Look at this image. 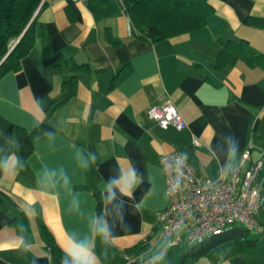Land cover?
Segmentation results:
<instances>
[{"label": "crops", "instance_id": "0c3cea01", "mask_svg": "<svg viewBox=\"0 0 264 264\" xmlns=\"http://www.w3.org/2000/svg\"><path fill=\"white\" fill-rule=\"evenodd\" d=\"M207 1L212 14L202 28L151 43L138 37L122 0H45L32 49L19 71L0 78V159H19L17 130L31 141L28 157L0 173V264H54L47 237L61 250L68 235H87V218L97 202L104 207L103 182L129 161L144 177L133 198H121L131 229L116 222L110 246L95 240L100 264H125L127 257L143 264L160 250L162 264H178L190 245L179 232L170 247L185 245L177 261L180 254L167 257L160 238L157 218L168 205L161 157L177 151L197 175L213 180L249 144L247 165L264 161V29L245 24L264 18V0ZM241 42L252 65L238 60L218 69L221 44ZM167 102L185 129L162 130L148 118L149 107ZM230 137L239 142L234 157ZM81 149L97 155L87 170L76 159ZM74 195L79 209L70 206ZM255 219L264 227V208ZM247 237L253 246L226 241L185 264H264V231Z\"/></svg>", "mask_w": 264, "mask_h": 264}, {"label": "built area", "instance_id": "2783aa9c", "mask_svg": "<svg viewBox=\"0 0 264 264\" xmlns=\"http://www.w3.org/2000/svg\"><path fill=\"white\" fill-rule=\"evenodd\" d=\"M146 114L162 130L186 128L182 116L170 102L149 107ZM192 144L200 146L197 139H192ZM250 149L249 144L236 163L225 166L219 180L197 175L177 151L161 157L168 198L167 207L157 218L162 240L175 245L182 231L191 246L224 235L235 226L264 231L255 219L264 208V161L256 160L247 165ZM177 182L180 187L173 191ZM125 264H134V260L127 257ZM143 264H150V258Z\"/></svg>", "mask_w": 264, "mask_h": 264}, {"label": "trees", "instance_id": "16d2710c", "mask_svg": "<svg viewBox=\"0 0 264 264\" xmlns=\"http://www.w3.org/2000/svg\"><path fill=\"white\" fill-rule=\"evenodd\" d=\"M122 2L138 37L151 43L198 30L212 14V8L207 0H122ZM44 6L45 0H0V78L9 72L19 71L20 61L34 45L36 19ZM245 24L264 29V18L248 17ZM253 59L254 55L246 42L222 43L217 68L222 69L238 60L252 65ZM73 82L70 81L69 86L65 88L67 93L64 99L72 94ZM16 142L17 155L19 160L23 161L31 152L30 138L21 130H17ZM101 209V203L97 202L96 214H100ZM248 233L244 227L235 226L224 235L214 236L202 244L188 247L178 264L205 256L226 241L238 242L239 249L253 246L254 243L248 240ZM98 241L100 242L99 239ZM47 247L53 263L60 264L63 253L49 236ZM235 264L242 263L236 261Z\"/></svg>", "mask_w": 264, "mask_h": 264}, {"label": "clouds", "instance_id": "9594fccd", "mask_svg": "<svg viewBox=\"0 0 264 264\" xmlns=\"http://www.w3.org/2000/svg\"><path fill=\"white\" fill-rule=\"evenodd\" d=\"M51 135V134H50ZM229 153L235 156L239 152V142L234 138H229ZM76 159L82 169L87 170L91 164H95L97 155L95 152H85L83 149L76 154ZM20 161L17 158L15 161L10 158L0 159V173H10L14 171L19 165ZM63 175V173H61ZM49 177L55 176L54 170L47 172ZM144 182V177L139 174L138 169L129 161L126 166H119L118 173L110 176L103 182L101 194L103 197L104 207L100 214L93 213L88 220V233L81 237L78 234H70L60 245L63 253L60 264H100V257L95 248V240L98 238L105 246H110L115 239L114 224L118 222L123 229L130 231L131 225L125 221L124 218V201L122 197L133 198L135 189ZM63 183L67 185L69 178L63 175ZM179 182L173 186V191L178 190ZM81 201L78 195H74L70 201V206L75 205L77 209L80 208ZM139 208V204L136 205ZM112 216L114 223H109L107 217ZM169 241L166 247H171ZM0 250H3L0 248ZM104 250L102 249L101 254ZM165 259V252L163 250L154 252L150 257V264H162Z\"/></svg>", "mask_w": 264, "mask_h": 264}, {"label": "rangeland", "instance_id": "374dc122", "mask_svg": "<svg viewBox=\"0 0 264 264\" xmlns=\"http://www.w3.org/2000/svg\"><path fill=\"white\" fill-rule=\"evenodd\" d=\"M156 237H157V235H156ZM152 245V243L150 244V246ZM162 245H163V243H162ZM182 248H185V245H183V244H181V245H179V246H177V247H173V248H168L167 249V257L168 256H170V257H175V256H179V254H180V256L178 257V260L177 261H179V259H181V256H182V254H181V249Z\"/></svg>", "mask_w": 264, "mask_h": 264}]
</instances>
